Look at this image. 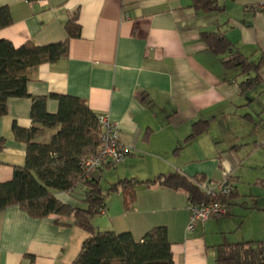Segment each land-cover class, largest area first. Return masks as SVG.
I'll return each mask as SVG.
<instances>
[{
    "label": "crops",
    "instance_id": "obj_1",
    "mask_svg": "<svg viewBox=\"0 0 264 264\" xmlns=\"http://www.w3.org/2000/svg\"><path fill=\"white\" fill-rule=\"evenodd\" d=\"M217 2L224 6L221 13L195 11L191 0H0L11 15V23L0 29V40L14 47L64 41L66 22L75 13L80 26V35L68 40L65 56L38 66L27 83L29 96L7 100V113L0 117V137L5 139L0 182L10 180L14 167L24 164L25 143L15 138L13 125L31 126V97L46 96V109L54 113L58 102L51 94H57L82 98L96 114L119 125L127 154L119 165L93 172L100 182L104 175L111 185L172 172L216 181L225 173L236 185L237 169L245 162L242 149L248 155L264 150V142L244 141L246 132L237 126L264 105L258 102L264 79L243 88L241 83L254 73L226 67L228 54L207 48L201 33L218 31L243 55H264V10L257 8L264 0ZM198 121L207 123L206 130L189 138ZM236 193L228 214L196 221L190 229L184 191L141 183L128 209L121 191L108 193L92 222L100 231L130 232L137 241L152 227L165 226L173 264H218L221 245L264 240V207L239 202L237 186ZM55 195L80 204L71 194ZM235 207L240 209L236 213ZM254 215L256 229L251 221L250 236H230ZM55 219L32 217L18 205L0 211V264H70L86 232Z\"/></svg>",
    "mask_w": 264,
    "mask_h": 264
},
{
    "label": "trees",
    "instance_id": "obj_2",
    "mask_svg": "<svg viewBox=\"0 0 264 264\" xmlns=\"http://www.w3.org/2000/svg\"><path fill=\"white\" fill-rule=\"evenodd\" d=\"M190 7L203 13L224 11V6L217 0H191ZM10 23L8 7L1 6L0 29ZM65 30L67 37L64 41L46 45L26 42L14 47L9 41L0 40V117L7 113L10 97L29 96L27 83L40 64L55 62L67 54L68 40L80 35L77 13L67 20ZM201 34L207 48L218 54H228L223 61L226 67H238L241 74L254 73L241 83L243 88L264 79L261 76L264 55L258 58L243 55L218 31ZM51 96L58 102L56 112L47 111L46 96H32L31 126L23 129L13 125L15 138L25 143V161L22 166L14 167L10 180L0 182V211L18 205L32 217L55 215V222L83 229L86 238L70 264H173L165 226L152 227L138 241L130 232L100 231L94 227L92 219L104 209L105 197L110 192L121 191L124 206L128 209L137 184H157L184 191L191 203L217 201L228 214L229 205L237 196L235 182L230 194L216 197L207 195L200 188L199 182L206 179L199 176L188 178L179 172L159 175L149 181L125 178L104 188L94 171L87 174L83 168V159L100 145L99 115L77 96ZM206 124L205 121L195 122L189 138L205 131ZM4 145L5 139L0 137V150ZM58 192L75 196L80 204L60 201L55 195ZM216 261L218 264H264V240L223 244L218 249Z\"/></svg>",
    "mask_w": 264,
    "mask_h": 264
},
{
    "label": "built area",
    "instance_id": "obj_3",
    "mask_svg": "<svg viewBox=\"0 0 264 264\" xmlns=\"http://www.w3.org/2000/svg\"><path fill=\"white\" fill-rule=\"evenodd\" d=\"M257 8L264 10V2L257 5ZM101 127L100 145L98 149L88 154L83 159V168L87 174L105 165L114 167L122 163L127 154L126 148L120 141L119 125L110 119L108 115H99ZM234 182L230 175H223L220 180H204L199 182L200 188L209 196L228 195L233 191ZM190 212V225L193 227L196 221L205 222L210 218L226 213V208L217 201H201L188 203Z\"/></svg>",
    "mask_w": 264,
    "mask_h": 264
},
{
    "label": "rangeland",
    "instance_id": "obj_4",
    "mask_svg": "<svg viewBox=\"0 0 264 264\" xmlns=\"http://www.w3.org/2000/svg\"><path fill=\"white\" fill-rule=\"evenodd\" d=\"M261 87L262 84L260 83L255 88L254 92H257ZM258 102L264 103V96H262ZM259 107V113H256L255 116L253 115V119H240L243 122H237L238 129L246 132L243 140H248L251 144H253L254 141H257V143L264 142V105H259ZM248 151L246 147L241 151V155L244 156L245 162L237 169L240 176V180L236 183L239 193L237 199H239V202L241 200L242 203L246 204H252L255 201L264 207V150H253L249 155L246 154ZM114 170L116 169L111 168V171ZM224 174L225 173H223V175ZM231 178L233 182H235L232 176ZM108 180L109 175H104L101 179L103 187L106 188L109 185ZM235 210L239 211L240 209L235 207L232 212L236 213L237 211L235 212ZM261 213L264 214V212ZM255 217L254 215L248 220L246 218L242 228L237 229V231L232 229V235L230 236H235V238H237L239 233H247L248 236H250V231H252L251 221L253 227L256 229Z\"/></svg>",
    "mask_w": 264,
    "mask_h": 264
}]
</instances>
